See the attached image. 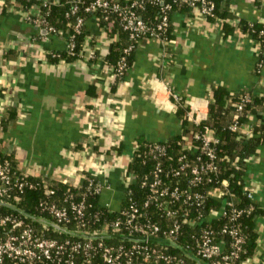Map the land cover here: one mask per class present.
Masks as SVG:
<instances>
[{
	"label": "crops",
	"instance_id": "obj_1",
	"mask_svg": "<svg viewBox=\"0 0 264 264\" xmlns=\"http://www.w3.org/2000/svg\"><path fill=\"white\" fill-rule=\"evenodd\" d=\"M238 17L264 22V0H223ZM168 43L142 39L122 81L106 54L119 37L86 20L84 53L96 57L48 59L50 49H65V36H39L17 0H0V146L18 165L35 173H72L86 167L111 184L100 195L119 208L125 198L123 177L136 138L163 140L178 134L182 119L171 91L208 110L219 84L231 91L264 94V65L258 43L236 26L226 35L221 19L196 9L175 10ZM39 34V35H38ZM67 34V33H66ZM38 35V36H37ZM88 45V46H87ZM170 46V49L167 46ZM86 49V50H85ZM169 87V88H168ZM16 109L6 128L1 118ZM264 121V105L247 124ZM125 144L122 152L115 147ZM117 150V151H116ZM246 179L263 212L256 217L258 246L244 264H264V142L251 158Z\"/></svg>",
	"mask_w": 264,
	"mask_h": 264
},
{
	"label": "built area",
	"instance_id": "obj_2",
	"mask_svg": "<svg viewBox=\"0 0 264 264\" xmlns=\"http://www.w3.org/2000/svg\"><path fill=\"white\" fill-rule=\"evenodd\" d=\"M147 2L160 3L157 19H146L142 15L141 10L146 8ZM175 3L187 4L204 17L215 15L213 0H74L68 14H75L82 6L86 12L94 15L100 28L109 32L115 22L112 15L119 19L121 27L129 32L130 42L123 48L117 65L111 67L115 76L122 81L129 69L128 56L142 39H158L163 43L172 40L167 34ZM26 20L39 28L41 36L47 33L64 35L65 49L69 53L75 52L76 34L82 31L86 21L84 15L78 14L73 27L65 31L57 29L48 24L47 13L41 10L39 4H34L30 11H26ZM263 33L264 29L260 31V34ZM84 48L80 56L96 57V49L89 45L86 54ZM46 53V58L48 53L59 55L53 49ZM170 91L178 102L179 94ZM248 100L249 97L245 96L234 105L241 111ZM186 102L189 104L187 115L190 120L198 124L207 118L209 108L204 110L188 98ZM231 127L240 128L245 134L252 131L247 121L241 124L236 121ZM180 133L182 148L175 158L170 154L166 142L150 140L149 153L155 165L151 172L140 178V185L146 191L141 200L135 198L129 187L137 181L136 173L127 167L134 151L138 149V144L134 143L122 179L125 203L116 208L110 201L101 202L103 207L118 210L119 214L113 219H106L102 228L92 231L84 228L89 221L87 208L91 205L87 196L101 195L104 190L110 189L107 177L100 178L96 174L88 177L85 166L77 172L65 174L35 173L14 166L10 158L0 161V204L10 205L20 212L0 211V264H10L6 263L7 259L15 262L11 264H80V258L88 264H189L186 255L196 258L197 264H235L245 251L246 235L240 218L256 207L254 189L247 181L246 193L251 202L238 206L228 180L219 177L221 167L214 145L218 139L213 130L207 125L203 129L190 126L189 130L182 127ZM169 160H175V163L172 161L167 164ZM83 179H86L83 192L70 189L64 193L62 201L56 198L57 188L52 186L54 180L78 188ZM32 188L44 190L37 207L48 216L34 213L29 208H20L13 202L19 201ZM210 197L222 200V204L220 208H211L205 213ZM94 217L99 219V214H94ZM221 217L225 221L219 227L203 224L212 218ZM185 224L198 227V232L192 234L194 243L183 244L178 240L184 233ZM50 228L68 236L50 235L47 233ZM113 236L131 241H105L106 237ZM171 246H179L185 255L171 252L168 249Z\"/></svg>",
	"mask_w": 264,
	"mask_h": 264
},
{
	"label": "trees",
	"instance_id": "obj_3",
	"mask_svg": "<svg viewBox=\"0 0 264 264\" xmlns=\"http://www.w3.org/2000/svg\"><path fill=\"white\" fill-rule=\"evenodd\" d=\"M7 1V0H6ZM21 7L30 11L31 7L34 4H39L41 10L47 13V21L49 25H53L57 29L68 30L76 22V17L78 14H82L85 16V20L93 14L90 12H86L84 7H80V9L75 14H68L70 12L71 7L73 5L74 0H17ZM86 2L90 0H84ZM215 3V15L208 16L211 20L221 19L223 23V29L226 35H229L234 32L237 24L240 26L241 31L244 33H248L258 44V48L260 51V60L257 64V68H260L264 65V33L260 34V31L264 29V22H254L247 20L245 18L238 17L237 24L232 23L231 19L236 18L237 15L233 14L232 11L229 10L228 5H222L221 2L223 0H213ZM83 5V4H82ZM185 8H191L187 4H174L175 10H182ZM160 11V3H152L147 2L146 8L141 10L142 15L146 19H157ZM171 14V20H172ZM94 16V15H93ZM114 17V27L111 32H117L119 37L114 41L111 49L106 54L107 60L111 63V65H117L119 59L122 55L123 48L130 42L129 32L123 29L119 23V19ZM35 25V24H34ZM85 24L83 25V29L80 33L76 34L75 41L76 47L74 53H69L66 49L53 51L58 52L59 55H52L48 53V59L58 60L62 58L67 59H75L80 56V51L83 47V37L85 35ZM40 33V30H39ZM39 35V34H38ZM37 35V36H38ZM41 36V34L39 35ZM169 39L173 38V25L171 21L170 30L167 34ZM167 38V39H168ZM167 48L170 49L168 45ZM136 49V48H135ZM132 50L130 55L128 56L129 68L134 62V51ZM128 70L126 71L127 74ZM120 77L116 76V81H119ZM178 99V107L176 112L178 116L182 119V127H187L189 130L190 126H193V129H203L205 125L210 127L213 130L215 137L218 141L214 144L218 156V160L220 163V179H227L229 188L235 194V200L237 201L238 206H245L251 202V200L247 197L246 193V173L249 167V162L251 158L257 153L260 149V146L264 142V121L256 123L252 126V131L249 134H245L241 131V129H234L231 127L233 123L238 121L240 124L245 123L251 114H255L263 105H264V94H253L250 91L241 90V91H231L223 84H219L214 87L212 97L208 103V116L206 119L202 120L200 123H195L190 120L188 117V109L189 104L187 101V96L180 95ZM248 96L249 100L246 101L244 108L239 111L237 107L234 105L235 102L241 101L243 97ZM17 117L16 109L12 108L9 110V114L3 116L1 118V124L3 128L7 127V124L10 120H13ZM181 140L182 135L179 132L176 135H173L169 138L159 140L164 141L168 145V149L171 155L177 157V155L181 152ZM138 144V149L134 151L132 155V159L128 161L127 167L131 172L136 173L137 181L133 182L129 187H131L133 191V195L135 198L139 200L143 199L145 196V189L140 185V178L145 174L151 172L152 168L155 165L154 158L149 153L150 148V139H147L143 136H139L135 141ZM119 152H122L125 148V144L121 141L116 146ZM10 158L14 166H18L16 159L13 156H10L3 152L0 146V161H4ZM173 161V160H172ZM169 160L167 164L172 162ZM175 163V160L173 161ZM88 177L96 176L93 172H87ZM32 177V176H31ZM33 176L32 178H34ZM39 179V177H35ZM86 179H83L80 187H73L72 184L64 183L58 180H54L52 186L57 188L56 198L59 201H62L64 193L69 191L70 189L75 190L76 192L85 190ZM44 195V190L42 188H32L27 190L19 201H14L16 206L26 209L29 208L32 212L47 215L45 212H41L37 205L39 199ZM78 196L77 198H80ZM88 203H91L87 208V217L89 221L87 222V226L84 228L87 230H95L100 229L103 226V223L106 219L110 220L115 218L118 214V210H108L103 207L100 202V195L98 194H89L87 196ZM124 205V200H123ZM222 204V200L210 197L207 200L206 207L204 209L205 213H208L211 208H220ZM256 207L249 214H245L240 218L241 227L246 235V244L245 251L242 252L241 256L236 259L235 264H244L247 259L253 257L257 246H258V237L259 232L256 227V217L257 215L263 212L262 209L259 208V205L255 202ZM0 211L2 213H14L20 214L19 210L7 205L0 204ZM94 214H99V219H95ZM48 216V215H47ZM29 219V218H28ZM225 221L224 217L220 219L212 218L209 222L203 223L204 225H214L215 227H219L222 222ZM166 224V223H165ZM199 226V225H198ZM198 227L191 226L185 224L183 227L184 233L179 237L180 243L192 242L194 243V238L192 234L198 232ZM50 235L65 237L68 234L63 232H56L52 228L48 230ZM105 241L121 243H128L131 240L123 239L120 237H106ZM171 252L177 253L178 255H185L182 248L179 246H171L168 248ZM189 264H197V259L192 256L186 255ZM80 264H88L81 261ZM98 262V261H97ZM6 263H15L14 261L7 259ZM22 264V263H16ZM99 264V263H96Z\"/></svg>",
	"mask_w": 264,
	"mask_h": 264
}]
</instances>
